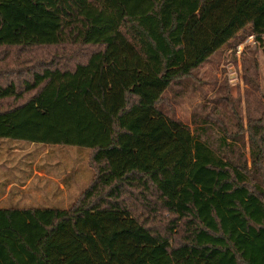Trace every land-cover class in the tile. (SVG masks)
<instances>
[{
	"label": "trees",
	"instance_id": "trees-1",
	"mask_svg": "<svg viewBox=\"0 0 264 264\" xmlns=\"http://www.w3.org/2000/svg\"><path fill=\"white\" fill-rule=\"evenodd\" d=\"M249 26L264 0H0V139L95 170L67 209L0 207V264H264V126L249 168L160 107Z\"/></svg>",
	"mask_w": 264,
	"mask_h": 264
},
{
	"label": "rangeland",
	"instance_id": "rangeland-1",
	"mask_svg": "<svg viewBox=\"0 0 264 264\" xmlns=\"http://www.w3.org/2000/svg\"><path fill=\"white\" fill-rule=\"evenodd\" d=\"M250 30L251 26L239 33L190 77L174 82L160 103L168 116L189 126L193 133L201 131L213 148L220 138L227 139V154L249 168V124H257L260 131L264 126V37L257 41ZM90 164L87 148L0 139V192H8L12 186L10 197L0 202V207L67 209L94 181L95 170ZM23 165L51 166L52 173L69 184L71 196L64 203H28L24 197L15 203L16 187L32 175L21 173ZM40 185L36 180L31 183L32 187ZM167 222L161 217L159 221L150 220L149 225L158 228Z\"/></svg>",
	"mask_w": 264,
	"mask_h": 264
},
{
	"label": "crops",
	"instance_id": "crops-1",
	"mask_svg": "<svg viewBox=\"0 0 264 264\" xmlns=\"http://www.w3.org/2000/svg\"><path fill=\"white\" fill-rule=\"evenodd\" d=\"M21 168L19 169L21 173L30 172L32 175L27 176V181L22 186L16 187L17 191L14 194L18 199L14 200L15 203H18L21 197L27 198L28 203H64L67 201L66 198L71 196L68 191L69 184L60 181L63 178L53 174L51 166L23 165ZM33 180L40 182L41 185L32 187ZM2 192L4 193L1 194ZM8 192L1 190L0 202L10 197Z\"/></svg>",
	"mask_w": 264,
	"mask_h": 264
}]
</instances>
